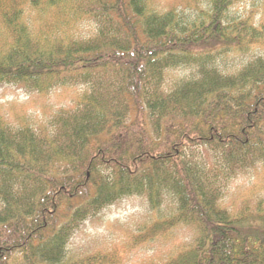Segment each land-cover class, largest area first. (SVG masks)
<instances>
[{"label": "trees", "instance_id": "trees-1", "mask_svg": "<svg viewBox=\"0 0 264 264\" xmlns=\"http://www.w3.org/2000/svg\"><path fill=\"white\" fill-rule=\"evenodd\" d=\"M209 1L186 23L152 0H0V86H87L37 129L0 116V264H112L69 244L133 197L156 212L141 240L187 232L149 264H264V206L224 202L231 181L264 164V55L234 72L217 58L231 44L264 47V26L226 24L235 0ZM179 68L190 74L169 85Z\"/></svg>", "mask_w": 264, "mask_h": 264}, {"label": "rangeland", "instance_id": "rangeland-1", "mask_svg": "<svg viewBox=\"0 0 264 264\" xmlns=\"http://www.w3.org/2000/svg\"><path fill=\"white\" fill-rule=\"evenodd\" d=\"M151 4V8L158 11L177 6L175 8L186 23L204 20L211 11L209 0H152ZM246 17H250L256 26H264V0H235L227 11L226 24L236 23ZM93 28V23H84L79 28L80 34L87 36ZM256 55H264V47H248L244 43L238 46L231 44L225 53L218 52L217 58L223 71L234 72ZM190 71L182 68L168 70V84L172 85L187 77ZM86 90L85 85H67L41 94L26 92L13 84L1 85L0 116L12 126L30 125L37 129L46 125L60 108L74 107ZM224 202L256 214L255 210L264 206V164L231 181L225 191ZM165 213H169L167 206L163 208ZM155 214L139 197L112 205L86 221L77 231L69 244L70 254L79 257L101 251L113 260L112 264H149L163 259L174 251L187 232L174 231L171 240V232L165 237L141 240L140 236L150 237L149 227L157 220ZM252 222L262 223L257 219Z\"/></svg>", "mask_w": 264, "mask_h": 264}]
</instances>
